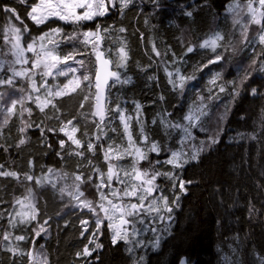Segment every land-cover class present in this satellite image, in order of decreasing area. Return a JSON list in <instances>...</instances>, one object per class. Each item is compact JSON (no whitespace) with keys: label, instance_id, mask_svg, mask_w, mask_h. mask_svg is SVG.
<instances>
[{"label":"trees","instance_id":"16d2710c","mask_svg":"<svg viewBox=\"0 0 264 264\" xmlns=\"http://www.w3.org/2000/svg\"><path fill=\"white\" fill-rule=\"evenodd\" d=\"M246 2L131 0L123 11L117 4L105 16L83 22L81 31L95 30L97 24L101 29H109L103 33L101 43L107 58L115 62L121 45L125 46L129 55L126 66L118 71L122 79L130 78V82L117 83L110 89L107 96L109 111L99 128V120L92 115L94 98L89 96L88 100H84V96L89 95L84 84L75 92L53 98L58 111L49 105L41 113L34 103L25 101L23 107L31 108L32 113L29 115L24 111L23 116L20 115L21 105L18 104L11 115L3 110V106L9 99L15 98L14 93L18 97L28 94L34 97L32 82L17 77L15 87L0 86V91L6 93V102L0 101V165L4 166L0 171L20 174L19 180L0 176V264H35L28 255H21L19 251L13 255L5 249L4 245L8 243L2 238L5 231L12 233L10 240L13 247L18 246L25 252L31 250L33 256L40 252L47 257L48 264H178L182 258L186 259L187 264H264V43L259 41L262 34L260 25L248 24L245 40L241 35L242 25L233 22L232 9L238 5L246 9ZM35 3L38 0H27L26 4H20L18 0H0V6L15 8L20 17L18 20L0 7V60L7 62L13 59L11 45L6 40L9 36L14 40L10 30L12 25L21 30L27 25L28 31L23 34L22 44L51 28L60 27L62 33L55 37L59 42L57 54L63 56L72 51L75 45L77 50L86 53L76 57L85 61L82 71L94 73L95 56L91 52V45L85 46L78 40L65 43L60 39L72 34L75 26L57 19L37 26L28 17L30 6ZM253 5L259 8L258 0H254ZM188 12L192 13L191 16L187 15ZM242 19L244 22L249 20L245 11ZM120 28L125 31L120 32ZM215 33L223 37L218 41L221 46L215 52L199 46ZM153 45L161 56H156L152 51ZM53 46L47 45L49 48ZM189 46L193 47L191 53L186 51ZM216 53L222 54L223 59L209 64V59ZM26 56L31 58L33 54L26 53ZM205 64L207 67H202ZM21 67L31 68V60L28 65H16L17 69ZM165 68L173 73L179 69L180 74L194 78L185 82L183 90L174 89ZM34 71L37 73V87H40L42 79L47 80L48 86H62L69 78H42L40 70ZM245 73L249 74L248 78L241 83ZM216 74L220 75L217 84L225 86L223 92L211 83ZM0 75H11L7 72V64ZM237 88L238 95L234 92ZM44 92L45 88L40 87L38 95L43 96ZM209 96L212 99H208ZM200 97H204L208 105L207 115L202 120L210 131L194 129L196 138L182 144V130L167 128L162 121L187 123L184 116L200 102ZM137 104L140 105L139 110ZM116 105L126 118H130L127 123L137 147L146 150L150 142L155 141L161 149L159 155L148 152V158L141 160L138 167L151 171L154 166L160 172L171 171L179 179L191 183H186V191L181 192L179 179L176 180V187H173L171 179L158 177V191L153 195L167 197L172 208L170 213L161 206L159 215L156 212H142L140 218L128 217L136 221L135 235H131L133 225H127L130 242L122 240L115 245L112 244V233L105 220L102 235L99 236L103 247L91 257H77L76 253L87 244L89 235L95 230L96 215L87 208L73 207L78 202L67 193L75 192L72 187L75 182L84 192L80 200L87 198L95 205L100 200L95 187L100 183V172L105 173L106 181L109 163L129 171L133 163L131 155L105 160L109 145L113 150L111 155L115 157L129 143L119 119L120 113L112 110ZM5 119L7 124H4ZM68 120L73 123L67 125V130L70 131L73 126L78 128L75 137L81 140V148H77L59 131ZM138 121L143 125L144 134L149 137L147 144L143 142L141 123ZM25 123L33 126L20 133L18 130ZM52 128L54 132L49 131ZM213 133H217V142L208 143ZM22 137L25 144L18 147ZM61 140L65 141L63 149L60 148ZM201 141H205L207 146L199 152L197 159L189 160L182 168L173 169L164 163L172 151L182 150L190 156L193 146L199 148ZM89 142L95 145L94 152L88 151ZM76 152L83 155H76ZM24 173L41 178L42 183L37 184L35 179H24ZM78 174H83V183L75 181ZM120 176L125 181L131 179L123 171H120ZM45 177L48 179H43ZM88 177L92 178L91 181ZM52 184L56 185L55 189ZM62 187L67 188L63 199L58 192ZM123 187L113 179L112 188ZM29 189L38 210L37 218L27 225L17 224L15 228H10L9 219L20 209L16 199H23ZM101 191L108 193L110 189L104 187ZM124 199L137 202L134 197ZM151 199L152 196H149L145 200L146 207ZM100 215L103 216V213ZM141 218L143 222H140ZM15 219L19 220L18 217ZM45 220L48 221L44 225L46 231L35 237L33 229ZM82 220L89 222L88 232L83 236ZM16 235H26L28 239L16 241ZM157 239L159 245L154 247Z\"/></svg>","mask_w":264,"mask_h":264},{"label":"snow or ice","instance_id":"6c2138e0","mask_svg":"<svg viewBox=\"0 0 264 264\" xmlns=\"http://www.w3.org/2000/svg\"><path fill=\"white\" fill-rule=\"evenodd\" d=\"M20 4H26L27 0H18ZM254 0H247L246 2V13L249 16V20L244 22L242 19V13L245 11V6L238 5L236 8H233L234 19L233 22L235 24L242 25V37L247 39V27L248 24L254 23L260 25L261 35H259V41L264 43V0H258L259 8L253 7ZM131 3V0H38V3H35L30 6L31 10L28 12V17L37 25L45 24L50 19H57L63 21L64 23L73 24L75 27L73 29L72 34H66L60 37L61 41L65 43H71L72 41L78 40L80 43L85 46L91 45V52L95 56V71L94 73L82 71L85 67V61L81 59H77L78 55H85L84 50H77L75 45H73L72 51L67 54L61 56L57 54L56 49L59 48V42L55 39V37L60 36L62 33V29L60 27L51 28L49 31L43 32L39 36H34L31 38L30 42L21 43L23 39V34L28 31L27 25H24L23 30L15 25H12L11 32L13 33L15 42L11 43L10 54L13 59L10 61L0 60V73H3L5 70V64H7V72H10L11 75H0V86L7 85L9 87H15L16 78H27L32 82V91L39 93L40 87L45 88V92L43 96L36 95L32 96L28 94L26 96H20L17 98H13L10 100V107L3 106V110L11 115L15 111L17 105H21L20 115L23 116L24 111H27L29 115L32 113L31 108L25 109L23 107L25 101H30L39 108L41 113L45 112V109L51 105L54 110H57V105L53 102V98L62 97L64 95L69 94L70 92H75L76 89L80 88L82 84L88 90L89 95L84 96V100H88L89 96L94 98V111L92 113L93 116L98 117L99 123L97 127L99 128L100 124H103L106 118V112L109 111L107 108V96L110 94V89L114 87L117 83H128L129 79H122L121 73L118 69L124 68L129 59L128 52L124 45H121L118 48V58L114 62L112 59L107 58L105 55V51L101 48L102 40L104 39L103 33L109 31L108 28L101 29L99 24L96 25L95 30L88 29L81 31L83 27V22L93 21L97 17L105 16L110 8H115L117 4H119L120 10L123 11ZM5 13H12L16 16V19H20L19 15L15 8L10 6H0ZM191 12H188L187 15L191 16ZM23 23V21H21ZM120 32H124V28L119 29ZM223 39L222 35L219 33H215L213 37L209 39H205L202 44L199 46L201 48H210L213 52H215L217 47L221 45L218 44V41ZM39 42V43H38ZM54 45L49 48L47 45ZM39 49V50H37ZM152 51L156 56H161V53L156 49L155 45H153ZM187 53H191L193 51V47H187ZM26 53H32L33 57L26 56ZM264 54V53H262ZM175 55V53H173ZM223 59L222 54L216 53L215 56L209 59L208 63H216ZM31 60V68L21 67L20 69L16 68V65H28ZM255 63V60H253ZM60 65H64V67H60ZM79 65V67H77ZM202 67H207V64ZM34 70H40L39 75L43 77H53L55 79L59 76L69 77L67 82L62 86L52 85L48 86V82L45 79H42L40 87L36 86L35 75L37 74ZM167 75L169 77V83L172 84L173 88H179L183 90L185 86V82L187 80L193 79V76H185L180 74L179 69L176 70L175 73L171 71H167L165 68ZM69 74H71L69 76ZM248 73H245L241 79V83L244 80H247ZM175 77V78H173ZM220 79V75L216 74V76L212 79L211 83L219 88L220 92L225 91V86L223 84H217V80ZM55 89V90H53ZM211 92V89H210ZM236 95L239 94L238 88L234 89ZM253 94H255V90H253ZM6 93L0 91V101L5 99ZM208 99H212L211 96ZM83 107V104H81ZM140 105L137 104V109L139 110ZM208 105L205 102L204 97H200V102L194 105L189 112L184 116V120L187 123L184 124H173L167 120H163L162 123L165 124L167 128H177L182 130L183 132V140L181 143L183 144L186 141L194 140L196 137L193 134V130L196 129L198 131L209 132L210 130L205 128L204 121L202 117L207 115ZM113 111H117L120 113L119 119L123 123L125 134L128 139V146L123 150V152L119 153L117 156L113 157L112 146L109 145L108 149L105 151V160L109 161L113 158L120 159L124 155H131L133 157V163L131 166V170L119 168L117 165H113L109 163L108 171H107V180L105 181L104 176L105 173L100 172V183L95 185L97 192L99 194L100 200L95 205L93 201L85 198L84 200H80V197L84 196V192L80 190L79 184L73 183L72 187L75 188V192H68L67 194L72 197L73 200L78 203L73 205V207H83L89 209L93 214L96 215V227L95 230L91 232L88 238L87 244L82 248V250L76 253L77 257H91L94 252L98 249H101L103 245L99 242V236L102 235L101 229L104 227V221L107 220V228L111 231V241L112 244L115 245L119 241H125L126 243L130 242V231L127 225H133L131 235H135V220H129L128 217L140 218L142 212H156L158 215L161 212V206L163 210L166 212H171L172 208L168 204L167 197L159 196L156 197L153 193L158 191V185L156 184V180L158 177L163 176L165 178L171 179L173 181V187H176V180L179 177L173 172H160L154 166L151 171L148 169H140L138 164L141 160H146L148 158V152H154L157 155L160 154V147L157 142L152 141L146 150H143L141 147H137L136 143L133 139L131 132L129 131V124L127 123V119L123 115L122 109H120L119 105H116ZM59 118V117H57ZM223 119V117H221ZM7 119L4 120V124H7ZM63 123V122H62ZM72 120H68L66 124L59 129L60 132L64 133V135L74 144L77 148H81L83 145L80 139L75 137V133L78 131V128L73 126L71 130H67V125H72ZM138 123H141L138 121ZM31 123H25L24 127L19 128L20 133H24L26 128L32 127ZM43 132V128H41ZM49 131H55L54 128L49 129ZM141 134L143 137V142L148 143L149 137L144 134V128L141 123ZM99 139V137H97ZM217 142V133H213L208 138V143H216ZM60 148L63 149L65 146V141L61 140ZM25 144V138H20L18 141L19 145ZM207 146L205 141L200 142V147L196 148L193 146L194 150L189 156L186 152L180 151H172L170 153V157L167 158L164 163L167 165H171L173 169L182 168L189 160L197 159V156L200 151H203ZM2 147V145H0ZM87 149L90 152H94L95 145L91 142L87 144ZM72 154V153H69ZM76 155H83V153L76 152ZM60 155V153H58ZM155 163H160V161H156ZM3 165H0V169H3ZM52 171L51 169L49 170ZM99 172V169H96ZM120 171L124 172L125 176L130 177L129 181H125L120 176ZM24 179L28 181H33L35 179L37 184L42 183L41 178H35L28 173H24ZM0 176L5 177H13L17 180L20 179V174L15 171H0ZM43 179H48L47 177ZM91 177H88V180L91 181ZM115 179L117 183L124 185L123 189L112 188V181ZM138 181L139 183H132L131 181ZM75 181L84 182L83 174L75 175ZM191 183V181H185L183 179H179V189L181 192L186 191L185 184ZM52 187L55 189L56 185L52 184ZM104 187L110 189L108 193H104L101 191ZM61 199H63L65 193L67 192L66 187H62L58 190ZM109 196L115 198L109 199ZM152 196V199L148 202L147 207L145 206V200ZM126 197H134L137 202L125 201ZM178 199V197H177ZM106 202V203H105ZM16 204L20 205V209L14 213V217L10 218L8 223L10 228H15L17 224H29L31 221L36 220L38 215V210L36 204L34 202V197L31 189L28 190L27 195L23 198H17ZM103 213V216L100 215ZM2 217V214H0ZM15 217H18L19 220H16ZM160 219H164L163 216H159ZM170 219V217H169ZM140 222H143L142 218ZM48 223L47 220L40 224L38 228L33 229V233L35 237H39L42 231H46L44 225ZM88 220H82L81 224L83 226V231L81 235L88 232ZM12 237V233L5 231L2 234L3 241H6L4 245L5 249L16 255L19 251L21 255H28L30 259L35 261V264H48L47 257L43 256L42 253L37 252L35 256L31 250L27 252L22 251L17 247H13L11 245L10 238ZM16 241H24L28 239L26 235H16ZM34 243V241H33ZM137 243H139L137 241ZM89 245H94V247H89ZM159 245V239H157L154 243V247ZM181 264H186V261H181Z\"/></svg>","mask_w":264,"mask_h":264},{"label":"rangeland","instance_id":"374dc122","mask_svg":"<svg viewBox=\"0 0 264 264\" xmlns=\"http://www.w3.org/2000/svg\"><path fill=\"white\" fill-rule=\"evenodd\" d=\"M171 3H173V2H171ZM253 7H254V5H253ZM110 11V10H109ZM245 13H246V9H245ZM247 14V13H246ZM248 15V14H247ZM63 22V21H62ZM7 41H8V43L11 45V43L9 42V41H11L12 43H14L15 42V40H12V38H11V36H9V37H7V39H6ZM9 93H12V91H9ZM14 93V92H13ZM36 95H38V93H36V92H34V96H36ZM14 97L15 98H17L18 96H17V94H15L14 93ZM8 98V97H7ZM5 99H6V97H5ZM5 99H4V103L6 102L5 101ZM13 99V98H12ZM10 100L11 99H9L4 105H6V106H8V103H10ZM95 118V117H94ZM107 190H109V188H107ZM109 192V191H108ZM113 197H111V196H109V199H112Z\"/></svg>","mask_w":264,"mask_h":264},{"label":"water","instance_id":"95a60500","mask_svg":"<svg viewBox=\"0 0 264 264\" xmlns=\"http://www.w3.org/2000/svg\"><path fill=\"white\" fill-rule=\"evenodd\" d=\"M167 1L171 3V2H174V1H176V0H167ZM94 103H95V101H94ZM94 110H95V109H94V105H93V111H94ZM94 117H95V116H94ZM95 119L98 120V117H95ZM182 260H183V261H186L185 258H182V259L179 261L178 264H181V261H182ZM186 264H187V261H186Z\"/></svg>","mask_w":264,"mask_h":264}]
</instances>
